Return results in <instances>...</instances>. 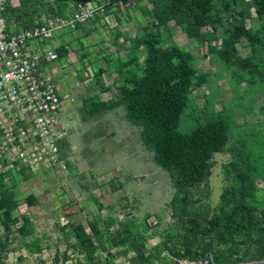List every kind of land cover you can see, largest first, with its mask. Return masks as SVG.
Wrapping results in <instances>:
<instances>
[{"label":"trees","instance_id":"1","mask_svg":"<svg viewBox=\"0 0 264 264\" xmlns=\"http://www.w3.org/2000/svg\"><path fill=\"white\" fill-rule=\"evenodd\" d=\"M81 1L87 0H56L51 5L42 0H20L19 8L10 6L6 16L9 24L22 17L25 21L23 29H28L35 26L34 8L46 7L49 10L46 18L67 17L72 6ZM129 1L124 2L126 7ZM132 1L144 5L141 10L149 19L136 37L124 38L125 43L131 44V59L123 65L128 67L130 63L131 67L128 72L120 73L114 84L116 95L113 98L102 100L98 95L94 96L85 101L83 110L90 118L123 108L127 121L139 129L142 146L152 154L155 164L169 175L173 195L168 206L179 241H163L147 258L149 238L145 232L149 227L140 230L132 223L116 219L100 233L88 231L82 223L70 224L74 242L68 248L84 255L82 264H103L98 256L99 247L107 248L108 252L125 247V255L133 253L129 259L132 264L264 261V188L260 189L256 183L258 173H255L246 151L228 147L229 124L219 115L189 134L179 130L193 88L202 87L206 79L195 68L192 51L174 41L170 28L171 24L181 28L188 40L201 45L211 41L212 34H207V29H211V33L224 29L221 49L213 48L212 51H216L225 64L235 65L241 61L242 66L249 69L254 66L252 59L240 58L237 45L242 40H246L253 50L262 45L264 0ZM112 10L118 15L121 6L110 4L102 15ZM28 12L32 14H29L30 20ZM254 16L261 22L258 30L247 24ZM165 41L167 47L162 46ZM56 51L59 59L68 54L65 46ZM253 68L257 69L256 66ZM104 73V69H99L98 78ZM67 146V142L62 144L65 157ZM224 152L231 153L234 160L223 169L221 203L211 208L210 178L216 165L215 155ZM19 174L29 179L33 173ZM9 180L15 182L14 174L0 175V264H6L14 230L23 237L35 232L28 216L16 214L20 202L7 185ZM25 203L29 207L39 206L41 199L31 195ZM112 228L115 229L111 231ZM164 252L166 256H162ZM111 260L106 261L107 264H113Z\"/></svg>","mask_w":264,"mask_h":264},{"label":"rangeland","instance_id":"2","mask_svg":"<svg viewBox=\"0 0 264 264\" xmlns=\"http://www.w3.org/2000/svg\"><path fill=\"white\" fill-rule=\"evenodd\" d=\"M42 1L51 5L56 0ZM127 6L131 13L141 18V27L145 25L149 18L141 10L144 5H137L130 0ZM128 7L123 5L124 10H128ZM37 9L40 12L39 19L47 17L49 10L46 7L39 6ZM111 14L103 17V20L82 25L75 32L74 28H66L56 33L70 31L81 35L89 30L94 32L89 39L81 40L90 64L84 66L86 60L82 59L71 64L69 59L61 58L50 65L52 68L63 65L69 69L68 65L71 64L73 72L78 73V77L72 71L54 77L61 95L69 97L65 99V117L76 125V130L67 140L65 154L68 170L63 175H57L53 170H40L30 174L29 179L16 173L14 183L7 181L20 202L16 214L28 216L35 232L23 237L14 230L6 264L84 263V255L68 248L74 242L70 227L72 223H82L88 231L95 233L104 231L116 219L132 223L140 230L148 226L145 232L149 238L147 258L163 241H179V233L168 206L173 195L169 175L155 164L152 154L142 146L139 129L127 121L123 108L90 118L83 110L85 101L94 96L98 95L102 100L113 98L116 95L114 84L120 73L128 72L131 67L130 63L128 67L123 65L129 62L124 50L118 52L117 59L102 58L110 53L107 46L109 39L111 41L121 30L133 33L136 23L132 20L130 24H124V21L121 24L116 14ZM247 24L255 30L261 28V22L255 16ZM170 28L174 41L182 48L192 51L194 66L206 79L202 87L193 88L188 107L181 119L180 132L189 134L207 120L222 116L230 127L228 147L246 151L255 173L259 174L256 175V183L263 189L264 35H260L262 45L255 46L254 50L246 40L237 45L239 57L251 58L253 67H257L255 70L253 67L244 68L241 61H237L235 65L225 64L219 54L212 51L213 48L221 49L225 38L224 29L217 33H211L212 30L207 29V34H212L211 41L201 45L188 40L181 28L173 24ZM56 35L46 44L56 43L59 39ZM119 38L121 39L120 36ZM79 42L71 41L68 45L70 48L80 47ZM88 44L95 48L88 47ZM167 45V41L162 43L163 47ZM77 54H73L74 59L76 56L80 58ZM99 69H104L105 73L98 78ZM215 160L216 165L210 178L211 208H216L221 203L223 169L234 159L231 153L224 152L216 154ZM31 195L41 199L39 206L29 207L25 203V199ZM107 250L105 247H99L98 250L103 264L114 257L111 260L113 264H132L129 259L133 253L125 255V247L109 252ZM166 255V252L162 253V256ZM56 257L59 259L56 260Z\"/></svg>","mask_w":264,"mask_h":264},{"label":"built area","instance_id":"3","mask_svg":"<svg viewBox=\"0 0 264 264\" xmlns=\"http://www.w3.org/2000/svg\"><path fill=\"white\" fill-rule=\"evenodd\" d=\"M127 0H90L72 6L67 17H49L18 30L7 12L13 0H0V175L53 170L63 175L68 161L62 153L76 125L65 117V99L48 66L59 59L47 45L56 33L97 19L110 4ZM181 264H207L182 261Z\"/></svg>","mask_w":264,"mask_h":264},{"label":"crops","instance_id":"4","mask_svg":"<svg viewBox=\"0 0 264 264\" xmlns=\"http://www.w3.org/2000/svg\"><path fill=\"white\" fill-rule=\"evenodd\" d=\"M99 2H101V1H103V0H98ZM14 6L16 7V8H19V6H20V1L19 0H17L16 2H14ZM35 9V13H34V15H33V17H34V21H35V25L36 24H38L39 23V21L41 20L42 22L45 20V16H43L41 19H39L38 18V16H39V14H40V12H39V10L37 9V7L36 8H34ZM131 11V9L129 8L128 10H124V8H123V6H121V12H119L118 13V15L116 14V11L115 10H112L109 14H111L112 16H115V14H116V16H117V18H118V21L122 24V21H124V24H130L131 23V21L133 20L134 22H138V25H136V23H134V31H133V33H124L122 30L120 31V32H118V34L115 36V37H112L111 38V41H110V39H109V43H107V46H108V51L110 52V53H107L106 55V57L105 56H103L102 58L103 59H109V58H113V57H116V59L118 58V56H119V51L120 50H124V51H126V55L128 56L127 57V59L129 58V59H131V54H130V47H131V44L129 43V42H127V43H125L124 42V38H126L127 36H130V37H136V35H138L139 33H140V31H141V25H142V20H141V18L140 17H138V15L136 16V15H134L133 13H131L130 12ZM32 15L31 13H29L28 12V20H30L31 19V16L30 15ZM109 14H107V15H100L96 20H94V21H92V22H95V21H100V20H103L104 18H105V16H108ZM32 17V18H33ZM104 17V18H103ZM138 17V21H137V18ZM25 23V21H24V19L22 18V17H20L17 21H15V22H13V23H11L12 25H14V26H16L17 27V29L18 30H21V29H23L24 28V24ZM41 23V22H40ZM79 28H80V26L79 27H77V28H74V32L75 31H77V30H79ZM66 30V29H65ZM94 34V32L93 31H91V30H89L88 32H85V33H83V34H81V35H79L77 32H76V34L75 33H71L70 31H66L65 33H61V34H57L56 36H59V39L56 41V43H54V44H49V46H51L52 48H55V49H57L58 47H63V46H65L66 47V49H67V51H68V54H67V56L65 57V58H62V59H69L70 60V62H71V64L73 63V62H80L81 61V59H82V61H85L86 60V62L83 64L84 66L86 65V64H90L91 62H90V60H89V58H88V53H86L85 52V47L82 45L83 43H82V41L81 40H87V39H89L92 35ZM119 36L121 37V39L119 38ZM67 39V40H66ZM71 41H80L81 42V44H80V42H79V44H80V47H76V48H70V46L68 45V42H71ZM102 43H104V41H102ZM67 44V45H66ZM105 44H106V42H105ZM95 46V45H94ZM88 47H90V48H92V49H94L92 46H90L89 44H88ZM89 48V49H90ZM105 49H107V48H105ZM115 49V50H114ZM113 52H114V54H113ZM75 53H78L79 55H80V58H78V56H76L75 57V59L73 58V54L75 55ZM77 54V55H78ZM84 59V60H83ZM76 60V61H75ZM89 60V61H88ZM124 61V60H123ZM53 64V63H52ZM51 64V65H52ZM70 64V65H71ZM70 65H68V67H69V69H67V66H63V65H61L60 67L58 66V68H56V67H53L52 68V66H48V70H49V72L51 73V74H53V77H56V76H58L59 74H66V72H68V71H72V73H73V75L75 76V77H78V73L77 72H73V69L72 68H70ZM64 96H67V98H69L68 97V95H64ZM72 121V120H71ZM73 122V121H72Z\"/></svg>","mask_w":264,"mask_h":264},{"label":"water","instance_id":"5","mask_svg":"<svg viewBox=\"0 0 264 264\" xmlns=\"http://www.w3.org/2000/svg\"><path fill=\"white\" fill-rule=\"evenodd\" d=\"M213 264H214V263H213ZM239 264H264V261H254V262L239 263Z\"/></svg>","mask_w":264,"mask_h":264}]
</instances>
